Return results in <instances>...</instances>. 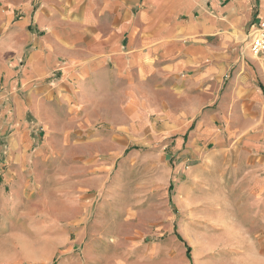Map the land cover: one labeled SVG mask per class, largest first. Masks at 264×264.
Returning <instances> with one entry per match:
<instances>
[{
	"label": "crops",
	"instance_id": "obj_1",
	"mask_svg": "<svg viewBox=\"0 0 264 264\" xmlns=\"http://www.w3.org/2000/svg\"><path fill=\"white\" fill-rule=\"evenodd\" d=\"M263 19L264 0H0L3 218L29 221L58 157L72 171L48 188L88 208L105 183L79 176L124 154L150 118L239 142L263 170L264 59L248 48Z\"/></svg>",
	"mask_w": 264,
	"mask_h": 264
},
{
	"label": "rangeland",
	"instance_id": "obj_2",
	"mask_svg": "<svg viewBox=\"0 0 264 264\" xmlns=\"http://www.w3.org/2000/svg\"><path fill=\"white\" fill-rule=\"evenodd\" d=\"M167 128L150 118L124 154L94 159L103 171L78 175L105 183L88 208L71 211L48 188L71 174L59 157L43 166L45 199L29 221L0 212V264H264L260 157L212 132L193 140L195 124L185 135Z\"/></svg>",
	"mask_w": 264,
	"mask_h": 264
},
{
	"label": "built area",
	"instance_id": "obj_3",
	"mask_svg": "<svg viewBox=\"0 0 264 264\" xmlns=\"http://www.w3.org/2000/svg\"><path fill=\"white\" fill-rule=\"evenodd\" d=\"M248 48L253 55H262L264 59V19L260 20L252 30Z\"/></svg>",
	"mask_w": 264,
	"mask_h": 264
},
{
	"label": "trees",
	"instance_id": "obj_4",
	"mask_svg": "<svg viewBox=\"0 0 264 264\" xmlns=\"http://www.w3.org/2000/svg\"><path fill=\"white\" fill-rule=\"evenodd\" d=\"M171 187H172V185L170 184V186H169V191L171 190ZM185 248H186V257L189 258V251H190V248H189L188 246H185Z\"/></svg>",
	"mask_w": 264,
	"mask_h": 264
}]
</instances>
